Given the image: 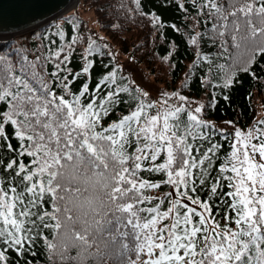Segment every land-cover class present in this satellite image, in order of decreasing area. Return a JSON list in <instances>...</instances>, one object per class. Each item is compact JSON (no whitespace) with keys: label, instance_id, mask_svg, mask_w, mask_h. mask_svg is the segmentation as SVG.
Masks as SVG:
<instances>
[{"label":"snow or ice","instance_id":"6c2138e0","mask_svg":"<svg viewBox=\"0 0 264 264\" xmlns=\"http://www.w3.org/2000/svg\"><path fill=\"white\" fill-rule=\"evenodd\" d=\"M191 7L206 17L189 43L207 105L150 93L79 25L0 44V264H34L38 242L50 264H264V121L225 131L204 116L209 90L264 79V0ZM77 45L88 55L69 67Z\"/></svg>","mask_w":264,"mask_h":264},{"label":"trees","instance_id":"16d2710c","mask_svg":"<svg viewBox=\"0 0 264 264\" xmlns=\"http://www.w3.org/2000/svg\"><path fill=\"white\" fill-rule=\"evenodd\" d=\"M178 3H184L188 12L181 11L177 7ZM88 6L94 9L102 35L93 32L86 19L80 14L81 8H89ZM152 15L159 16L165 22L159 30L152 22ZM204 19L206 17L197 15L196 9L191 7V0H80L76 9L64 13L47 23L48 25L35 29L32 42L39 43L40 34L45 28L54 31L53 26L59 25L66 33H70L79 25L80 31L73 34L88 40L93 39L94 36L99 37L101 51H105L103 45L106 42L110 50L117 49L142 64L155 82L170 91L180 90L182 94L188 95L191 99L198 98L201 103L207 105L208 94L197 86L199 78L204 75V70L202 66L197 67L193 63L197 48L189 43L190 33L205 31V25L200 22ZM172 24L177 25L180 30L178 32L173 30L170 27ZM208 27L210 28L211 25L209 24ZM28 33L25 32L5 44H0L19 47L21 42L28 39ZM200 48L204 51H216L207 41H201ZM76 49L69 67H77L78 63L82 62L78 54L88 55L87 45H77ZM101 59L108 61L107 56ZM116 60L118 61L117 57ZM259 67H264V57L260 58ZM259 67L255 69L258 74ZM96 71H100L99 66ZM128 78L131 79L129 73ZM184 83L190 87L181 88ZM209 91L215 93L217 101L204 113L207 120L215 124L221 120H232L242 128H250L258 125L259 121H264V79L257 80L241 72L239 82L231 88ZM222 95H227L228 99L224 100ZM225 131L231 130L225 129ZM215 139L224 143L219 136ZM226 150L227 145L221 152ZM216 163L218 165L219 161ZM164 190L166 189H161ZM45 235H48L47 231ZM36 251L34 264H50L47 250L41 242H38ZM29 259L33 258L29 257Z\"/></svg>","mask_w":264,"mask_h":264},{"label":"water","instance_id":"95a60500","mask_svg":"<svg viewBox=\"0 0 264 264\" xmlns=\"http://www.w3.org/2000/svg\"><path fill=\"white\" fill-rule=\"evenodd\" d=\"M79 1L0 0V42L5 44L18 34L57 19L70 9H76Z\"/></svg>","mask_w":264,"mask_h":264},{"label":"rangeland","instance_id":"374dc122","mask_svg":"<svg viewBox=\"0 0 264 264\" xmlns=\"http://www.w3.org/2000/svg\"><path fill=\"white\" fill-rule=\"evenodd\" d=\"M85 9L81 8L80 14L82 15V17H84L86 19V21L89 24V26L91 27V29H93L92 30L93 32H97L99 35H102V33L99 31V28H98L99 25H98V22H97V19L95 16L94 9L91 7L85 8ZM70 10H72V9H70ZM82 10H84V11H82ZM20 35H22V34H18L15 37H18ZM113 50L116 53V57L118 58V61L120 62V64H122L126 67V71L130 74L131 79L134 78L139 84L144 86L146 90H149L150 93L156 94L160 91H164V92H168V93L173 92V91H170L167 88H165L162 84L155 82L153 80L152 76L149 75V73L143 67L142 64L135 62L132 58L128 57V55H126L125 53H121L117 49H113ZM192 100L195 102L201 103V101L198 98L192 99ZM226 121H232V120L217 121L216 125L218 127H223L224 129H230L231 130V126L227 125L225 123ZM235 124L238 128L243 129L236 122H235Z\"/></svg>","mask_w":264,"mask_h":264},{"label":"bare ground","instance_id":"6f19581e","mask_svg":"<svg viewBox=\"0 0 264 264\" xmlns=\"http://www.w3.org/2000/svg\"><path fill=\"white\" fill-rule=\"evenodd\" d=\"M72 4V3H71ZM48 25V24H47Z\"/></svg>","mask_w":264,"mask_h":264}]
</instances>
